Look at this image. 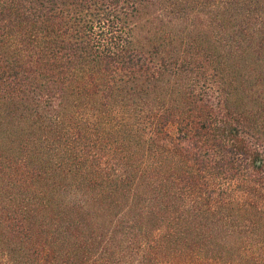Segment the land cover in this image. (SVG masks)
<instances>
[{
  "label": "trees",
  "instance_id": "trees-1",
  "mask_svg": "<svg viewBox=\"0 0 264 264\" xmlns=\"http://www.w3.org/2000/svg\"><path fill=\"white\" fill-rule=\"evenodd\" d=\"M0 264H264V0H0Z\"/></svg>",
  "mask_w": 264,
  "mask_h": 264
}]
</instances>
